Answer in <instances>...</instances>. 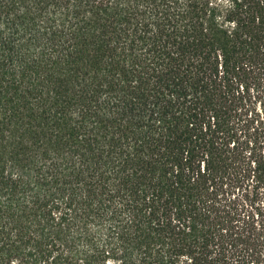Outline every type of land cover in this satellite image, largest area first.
I'll return each mask as SVG.
<instances>
[{
    "label": "trees",
    "instance_id": "16d2710c",
    "mask_svg": "<svg viewBox=\"0 0 264 264\" xmlns=\"http://www.w3.org/2000/svg\"><path fill=\"white\" fill-rule=\"evenodd\" d=\"M262 244L264 0H0V264Z\"/></svg>",
    "mask_w": 264,
    "mask_h": 264
},
{
    "label": "rangeland",
    "instance_id": "374dc122",
    "mask_svg": "<svg viewBox=\"0 0 264 264\" xmlns=\"http://www.w3.org/2000/svg\"><path fill=\"white\" fill-rule=\"evenodd\" d=\"M242 194L244 195V194H246L245 193V191L244 190H240V189H237L236 191H235V196L237 197L238 196V199H240L241 198V196H242ZM245 197V196H244ZM245 200H246V203H248V205H245L244 204V211L246 212L247 211V209L248 210H252L251 209V207L249 206V202L248 201H250L247 197H245ZM242 203V200L240 199V204ZM256 205V204H255ZM255 219H257V215L254 217ZM260 249L262 250V254H261V256H260V262H259V264H264V244H262V246H260Z\"/></svg>",
    "mask_w": 264,
    "mask_h": 264
}]
</instances>
